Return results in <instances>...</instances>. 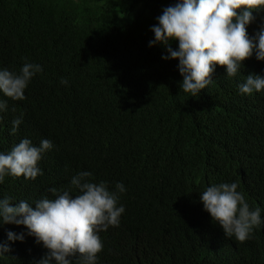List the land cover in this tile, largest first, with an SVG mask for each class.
<instances>
[{"label": "trees", "instance_id": "obj_1", "mask_svg": "<svg viewBox=\"0 0 264 264\" xmlns=\"http://www.w3.org/2000/svg\"><path fill=\"white\" fill-rule=\"evenodd\" d=\"M177 2L0 0V70L43 69L24 100L0 93V153L25 138L53 143L38 162L43 174L6 175L0 199H54L51 188L62 193L87 171L109 191L125 188L119 226L99 233L96 264H264V91L238 88L249 74L264 76V61L253 52L234 77L217 65L197 97L183 92L179 61L149 46L156 18ZM252 15L249 38L264 28V9ZM15 118L22 122L12 134ZM233 182L261 210V225L243 243L225 235L200 199L207 187ZM9 231L24 240L10 241ZM28 231L0 223V244L11 249L0 264H39L48 250Z\"/></svg>", "mask_w": 264, "mask_h": 264}, {"label": "clouds", "instance_id": "obj_2", "mask_svg": "<svg viewBox=\"0 0 264 264\" xmlns=\"http://www.w3.org/2000/svg\"><path fill=\"white\" fill-rule=\"evenodd\" d=\"M261 9L264 0H179L165 7L156 18L158 23L151 27L154 40L149 41V46L160 44L169 54L162 59L179 61L178 70L183 77L180 87L197 97L212 83L217 65L226 68L228 77H234L253 52L257 60L264 61V28L254 38H249L246 28L254 20L253 11ZM172 41H178L177 49L171 46ZM42 70L33 63H25L19 74L0 70V93L14 101L24 100L30 80ZM61 83L67 84V80ZM238 88L247 95L264 91V76L249 74ZM6 110V102L0 101V112ZM21 122L20 118L13 119L12 134ZM52 148L48 139L34 146L25 138L7 154L0 153V183L6 175L35 180L43 174L38 167L42 154ZM91 177L90 172H80L71 179L69 189L58 193L51 188L54 199L45 197L34 204L25 200L13 203L10 197L0 199V223L23 225L29 230L28 235L34 236L37 243L42 242L48 252L39 264H96L98 253L103 250L99 233L109 226H119L125 209L117 206V193H123L125 188L117 183V192L109 191L104 181L94 183ZM237 188L235 182L213 184L200 199L225 235L243 243L261 225V210L250 209ZM73 189L77 195L71 194ZM7 236L10 241L24 240V234L9 231ZM10 250L8 245L0 244V256Z\"/></svg>", "mask_w": 264, "mask_h": 264}]
</instances>
